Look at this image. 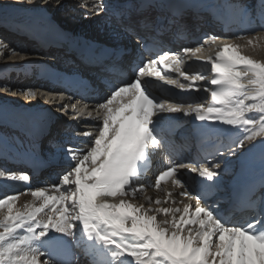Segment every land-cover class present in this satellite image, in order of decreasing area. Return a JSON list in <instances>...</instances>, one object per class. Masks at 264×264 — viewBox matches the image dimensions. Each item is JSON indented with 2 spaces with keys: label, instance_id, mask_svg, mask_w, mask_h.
I'll list each match as a JSON object with an SVG mask.
<instances>
[{
  "label": "snow or ice",
  "instance_id": "obj_1",
  "mask_svg": "<svg viewBox=\"0 0 264 264\" xmlns=\"http://www.w3.org/2000/svg\"><path fill=\"white\" fill-rule=\"evenodd\" d=\"M154 3L156 0H144L142 6L152 7ZM259 4L264 16V0H259ZM92 7L99 12L107 6L101 2ZM136 23L145 29L158 24L147 19ZM146 39L137 35L141 47H146ZM253 39L249 38L248 43ZM3 47L6 45L0 44ZM240 48L239 44H224L215 57H207L210 79L204 74L190 77L182 70L183 59L165 51L158 60L144 61L131 81L112 85L110 94L96 107L97 115L102 113V117L96 125L95 138L84 148L68 144L63 149L72 166L60 175L59 183L30 190L34 201H40L39 206L33 202L14 211L19 193L0 198V264H79L78 258H72L73 246L80 249L87 264H264V211L246 224L229 225L204 196L193 195L187 188L180 195L195 199L194 209L189 204L182 208L172 206L175 201L161 206L166 201L153 202L149 197H145L149 203L146 208L129 199L144 191L139 180L153 151L166 147L158 135L160 122L166 118L159 113L194 114L196 121L209 122L210 126L223 124L242 129V138L217 150L221 158L226 154L235 156L244 149L246 141L264 137V63L242 54ZM183 51L196 56L201 48ZM158 64L173 69L185 80L208 79L213 86L208 105L190 104L183 108L157 101L141 77L155 75L180 89L195 87L193 83L161 75ZM3 87L9 89L8 85ZM24 94L36 95L32 90ZM249 99L257 102L248 104ZM71 108L75 110L77 105L72 104ZM251 112L260 113L259 118L249 116ZM82 135L91 137L92 133ZM259 143L264 145V139ZM255 146L250 143L248 151ZM194 163L198 162L173 163L156 176V187L169 177L173 178V185L186 187L178 175L179 168L198 173L204 181L211 182L209 187L215 185L221 174L220 160L213 158L207 161L208 166L200 167ZM4 175L5 171L0 170V177ZM6 178L31 180L29 173H9ZM21 229L25 234L18 236L17 230ZM101 251L104 259L99 258Z\"/></svg>",
  "mask_w": 264,
  "mask_h": 264
},
{
  "label": "bare ground",
  "instance_id": "obj_2",
  "mask_svg": "<svg viewBox=\"0 0 264 264\" xmlns=\"http://www.w3.org/2000/svg\"><path fill=\"white\" fill-rule=\"evenodd\" d=\"M10 1H15V0H10ZM25 1L29 2V0H25ZM39 1H41V0H35V2H34L35 4L34 5H36ZM50 1H51V3H53L54 0H50ZM64 1H65V3L64 4H60V6H58L57 9L58 10L59 9H67L65 14H63V15H62V13L60 14L61 15L60 16L61 19L62 20L64 19L63 22H64V24H66L70 17L76 18V16L79 15L78 14L79 12H78V10H76V7L74 8V3H77V1H79V0H64ZM101 1L104 2V3L107 2V0H101ZM66 3H67V5H66ZM14 5L16 6L17 4H14ZM34 5H31L32 8H35ZM1 6L6 7L8 5L2 4ZM43 6H45V7H43ZM43 6H41V8H43V10H45L46 12L52 14V6H49V4L43 5ZM13 9H15V7ZM80 9H81L80 11L83 12L81 14H83V15H85L84 11L88 12V10H85V7L84 8H80ZM18 12H21L20 8H18ZM87 17H89V20L92 21V25L89 26L90 28L95 26L96 24L101 25V23H103V21H104V19L102 17H96L94 15L89 16L88 13H87ZM96 30H97V28H96ZM96 30H94V33H95ZM219 34H223V31L220 32ZM5 35H7V34H5ZM91 35L93 36V33ZM261 37H264V34L263 35H259L258 34V35H255V36H251L250 38H254L251 44L248 43V39L249 38L241 39V40L237 41L235 44L241 45L240 50H242L244 52V55H245V53L246 54H251V52L255 51L254 48H253L254 44L257 45L258 42H260L261 40L264 39V38H261ZM0 52H2V51H0ZM3 53L6 54V52H3ZM28 54H31V53L29 52ZM12 57L13 56L11 55V53L7 52V55L2 56L1 62H3V63L9 62ZM256 61H258V60H256ZM8 82L9 81L7 79L3 80V79L0 78V86L3 87V85H7ZM8 86H9L10 91H15L17 89V87H18L17 85H12V84H9ZM3 89L4 90H9V89H6L4 87H3ZM20 95L21 94H18L17 97H20ZM27 98L28 97L26 95H24L22 97L23 100H25ZM1 102L2 101H0V103ZM250 102L251 103H255L257 101H253V100L250 99ZM249 114H250L249 116H251L252 118H256V119H258L259 116H260V113H257V112H251ZM260 140L261 139H258L256 141L252 142V143H255L256 146L254 148H252L251 151H248V149L250 147V144L247 145V146L244 145V149H242V150L245 153H244L243 158L240 161L241 163L252 164L254 162H259V163L261 162L262 165H263V169H264V154L261 153L262 156H259L260 152H264V145H261L259 143ZM254 159H256V160L254 161ZM221 169L223 170L222 172H224V173H225V171H227V169H225L222 166H221ZM8 174L9 173H6L3 177H0V191H4V193H5L3 195H1V193H0V198H4V197L8 196L9 194H13V193H10V191H9V187H11V188H14L15 193H20L18 195L16 201H15L14 211L17 210V209L23 210L24 205L29 204V203H33V202L35 203L34 198L31 196V191H30L31 189L26 191V189H25V187H24L22 182L8 180L6 178ZM181 179H182V183L183 184H188V185H192L193 184V175L192 174H184V175L181 176ZM169 188L171 189V191L168 194V198L166 197L165 192H162L161 190H158L157 192L147 193V194L140 195V196H135V198H129V199H130L131 203H133L135 205H141L142 204L146 208L149 207V203L145 199V197L151 198V200L153 202L155 200H157V199H159L161 201H166V203H164L161 206H169L172 203V201H175V204L172 205V206H177V207H181L182 208L184 204H189L190 205L191 200L187 196H181L180 195L181 192L185 191L183 189V187H181V186L177 187L176 185H173V186H171ZM216 201H217V199H215L213 202H211V204L214 206L215 210L216 209L219 210V207H218V204L216 203ZM39 203H40V201H37V205L36 204L35 205L39 206ZM151 206L152 207H156L155 203H152ZM191 208H193V207H191ZM262 211H264V210H262ZM159 218H162V215Z\"/></svg>",
  "mask_w": 264,
  "mask_h": 264
},
{
  "label": "rangeland",
  "instance_id": "obj_3",
  "mask_svg": "<svg viewBox=\"0 0 264 264\" xmlns=\"http://www.w3.org/2000/svg\"><path fill=\"white\" fill-rule=\"evenodd\" d=\"M33 2H35V0H32ZM9 2V3H8ZM11 3H13V4H17L16 5V7H21V6H24V4H26V1L24 0H15V1H10V0H0V4L2 5V4H4V5H10ZM65 3V1L64 0H54L53 1V3H51V1L50 0H41V1H39L36 5H34L35 7L37 6V7H40L41 8V6H43V5H47V4H49V6H52V14H54L56 17H58V18H60L61 19V13H62V15L63 14H65L66 13V10L67 9H57V7L58 6H60V4H64ZM66 5H67V3H66ZM65 5V6H66ZM88 5V4H87ZM48 6V7H49ZM7 7V6H6ZM43 7H45V6H43ZM64 7V6H63ZM76 7V10H78V14L79 15H77L76 16V18H73V17H70L69 19H68V21H67V25L68 26H70V23L71 22H69V20H71L72 21V24L75 26V27H77V28H87V27H89V26H91L92 25V21L91 20H89V17H87V18H85V15H83V14H81V13H83V12H81L80 10V8H84L85 7V10H88V12H86V11H84V14L85 13H88V15L89 16H91V12H89V7L87 8V6H84L82 3H80L79 1H77V3H74V8ZM56 10V11H55ZM78 18V19H77ZM62 20V19H61ZM64 20V19H63ZM62 20V21H63ZM69 22V23H68ZM64 23V22H63ZM66 25V26H67ZM263 35L264 34V32L262 33H258V32H256V33H254V34H252V36H255V35ZM3 35H5V34H3ZM6 37H8L9 38V35H6ZM251 36H248V37H246V39L247 38H250ZM31 46V45H30ZM31 48H32V46H31ZM206 48V50L208 51V50H211L212 49V46H206L205 47ZM253 48H254V52H251V54H246L245 53V55H247V56H249L250 58H252V59H254V60H258V62H261V63H264V39L263 40H261L260 42H258V44L257 45H255L254 44V46H253ZM241 51V53L242 54H244V52L242 51V50H240ZM5 55H7V53L5 54H2L1 55V57L2 56H5ZM28 58H30V57H28ZM40 58H41V56H40ZM257 58V59H256ZM14 62H16V61H14ZM10 65H12V63H10ZM18 94H19V92H16V91H10V90H4L3 89V87L2 86H0V101H2L1 103H17V102H25V103H28V102H31V98L30 97H28L27 99H25V100H23L22 99V97L24 96V94L23 95H20V97H17L18 96ZM9 98H8V97ZM11 100V101H10ZM1 103H0V105H1ZM30 104V103H29ZM32 104V103H31ZM264 139V137H257L256 138V140H258V139ZM255 140V141H256ZM254 142V141H253ZM2 192H4V191H0V193H2Z\"/></svg>",
  "mask_w": 264,
  "mask_h": 264
}]
</instances>
